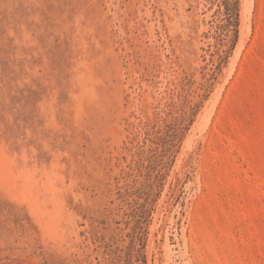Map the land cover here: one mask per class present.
Here are the masks:
<instances>
[{
  "label": "rangeland",
  "instance_id": "obj_1",
  "mask_svg": "<svg viewBox=\"0 0 264 264\" xmlns=\"http://www.w3.org/2000/svg\"><path fill=\"white\" fill-rule=\"evenodd\" d=\"M0 264H264V0H0Z\"/></svg>",
  "mask_w": 264,
  "mask_h": 264
},
{
  "label": "bare ground",
  "instance_id": "obj_2",
  "mask_svg": "<svg viewBox=\"0 0 264 264\" xmlns=\"http://www.w3.org/2000/svg\"><path fill=\"white\" fill-rule=\"evenodd\" d=\"M243 32V31H242ZM243 34V36H244V33H242Z\"/></svg>",
  "mask_w": 264,
  "mask_h": 264
}]
</instances>
